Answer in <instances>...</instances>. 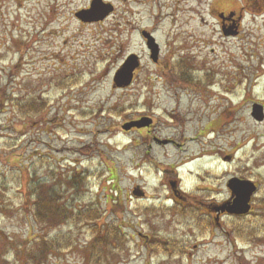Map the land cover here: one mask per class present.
<instances>
[{
	"label": "rangeland",
	"instance_id": "374dc122",
	"mask_svg": "<svg viewBox=\"0 0 264 264\" xmlns=\"http://www.w3.org/2000/svg\"><path fill=\"white\" fill-rule=\"evenodd\" d=\"M136 1L115 0L116 18L84 25L74 15L90 0H0V264H264L261 218H224L225 232L201 234L181 217L171 222L169 214L152 215L165 210L148 207L133 193L141 185L148 196L164 198L167 190L143 164L145 134L123 129L146 112L149 98L161 117L156 132L176 140L181 131L175 122L165 124L160 113L179 109V96L180 110L193 120L189 132L208 122L210 96L228 95L224 88L264 102V30L250 26L261 40L224 39L209 15L212 0H199L197 16H180L175 44L168 23L158 29L165 52L164 64L155 66L136 26L138 20L154 25L159 3L140 0L145 2L139 7ZM131 53L144 56L142 70L132 88L115 89L113 79ZM194 97L196 115L187 112ZM26 102L37 103L40 111L24 112L19 104ZM249 108L232 127L258 137L264 154V122L255 125ZM155 149L154 163L170 165L179 157L174 148ZM77 174L81 184H70ZM53 191L59 199L49 201L60 213L98 210L102 218L93 226H112L114 233L100 235L91 222L64 214L36 219L31 204L38 197L47 201ZM146 213L152 216L143 225ZM243 226L256 229L251 241L242 236ZM137 231H150L152 240L173 238L178 248H146Z\"/></svg>",
	"mask_w": 264,
	"mask_h": 264
},
{
	"label": "flooded vegetation",
	"instance_id": "af4514ba",
	"mask_svg": "<svg viewBox=\"0 0 264 264\" xmlns=\"http://www.w3.org/2000/svg\"><path fill=\"white\" fill-rule=\"evenodd\" d=\"M28 1L31 0H25V2ZM114 1L115 0H90L89 4L80 8L74 16L84 25H102L110 18L117 17L119 8ZM145 1L148 4L150 1V4L155 2V0ZM145 1L140 2V0H137L135 4L139 7H143ZM182 1L176 0L174 4V0H157L159 4L156 11H159L162 17L158 14L154 15V25L146 26L142 24V20H138V25L136 26L139 28L138 34L145 42L147 55L155 66H162L164 64L162 58L165 52L164 45L156 37L158 29L163 24L168 23L171 28L168 35L173 37L171 41L175 44L179 38V34L175 30H178V23L181 25L179 21L184 19V13L194 12L193 14L196 13L195 16H197L199 7L202 5V1L199 0ZM93 3H97V6H99L101 10L99 13L100 19L97 21L85 22L80 19L78 15L83 11L90 10ZM192 3L195 6L193 8ZM173 5H177V8L169 13L168 10L172 8ZM211 6L209 15H215L214 18L217 20V24L220 27L222 38L236 41H247L253 38L262 39V36L257 32L260 33L264 30V0H212ZM61 8L62 7L59 6L51 9V11ZM130 14L134 16V13ZM180 16H182L183 19H181ZM178 17H180V19H178ZM156 19L158 20L156 21ZM140 22L141 25L139 24ZM134 24L136 25V22H134ZM250 26L255 27L257 32H254L253 28H250ZM150 39L153 40V44H155L158 49L157 62L152 59L153 50L149 45ZM176 50L179 51L181 48L177 47ZM132 55L137 56L143 61L144 56L142 54L131 53L130 56ZM176 57L175 53H171V58ZM177 64L181 65L182 62ZM141 68L142 64L134 72L133 82L128 87L123 89L115 87V89L124 90L132 88L136 78L142 70ZM168 86L172 87V84ZM211 86L214 85H209V87ZM171 91H173V89H171ZM222 91L226 92L228 95L216 94L210 96L214 105L209 108L207 107V111L209 112L208 122L193 129L192 132L188 131L187 124L193 122V120L187 119V115L183 113L185 111L180 110L182 104L180 96L176 102V106L179 109L175 107L176 110H162V113H160L162 115V121L165 124L168 123V121L175 122L174 124H176L177 128L181 131L179 140L173 137L161 136L156 132V128L160 127L161 117L157 114L158 110L156 112V108L154 107L153 109V105L151 104L152 100H150V98L146 100L148 106L146 112L130 121V123H134L146 119L151 122L150 125L141 128L133 127L127 132H137L140 133L141 136L145 134L146 151L144 154L145 162H143V164L148 166L146 169L150 171V174L158 178L159 185L167 190L164 198H160V196L156 198V196H148L147 192L140 185L137 187L138 191L136 194L133 193L134 197L140 195L137 197H141L145 205L149 203L150 206L148 207H154L156 210H165L161 212L159 210V212L155 211L152 215L160 213L167 217V214H169L167 219L172 220L171 222H175V219L178 221V217H181L187 226H193V228L197 227L196 229H199L201 234H206L216 228L225 232L226 229H223L224 218L233 217L243 221L255 220L258 218L264 220L263 147L259 146L258 137L255 135L249 138L244 133H240L237 127H232V124H237V121H241L239 114H241L240 116L242 119L245 117L247 105H250V116L254 124H263L264 121L259 122L253 118L252 111L255 104L263 106L264 109V102L262 100H251L245 93H243V95H240L239 92L236 95L232 94L234 92L228 88H224ZM173 95L177 97V94ZM195 99L196 97L192 98V105L187 111L189 113H194V115H196V109L194 108L198 107H195L193 104ZM204 101L206 102V100ZM151 109H153L154 112L151 111ZM199 110L200 109H197V115L200 113ZM190 133H193V135L191 136ZM175 135H177V133ZM232 139L234 140L232 141ZM194 141H198V143L194 144ZM137 145L139 146V144ZM192 145H194V147ZM167 147L174 148L178 152V159L171 162L170 165L160 164L159 160L157 163H154L150 157L152 150L155 148V150H157L158 148ZM217 184H219L218 188H216ZM242 186L247 187L249 192V200L247 201L249 210L244 214H232L230 213V209L236 202L239 188ZM151 200L155 202L153 201V203H150ZM152 215L150 213L145 214L143 225L150 222L147 218ZM255 230L256 229L253 228L247 230L246 227L243 226L240 232L242 236L251 241L253 237L256 236ZM137 232L139 236L144 239L146 248H150L153 245L158 249L160 245H164V249L169 248L170 245L176 247V249L178 248V243L173 238L167 237L166 239H160L156 237L155 239L154 237L152 240L150 231L147 232V235L144 232Z\"/></svg>",
	"mask_w": 264,
	"mask_h": 264
},
{
	"label": "water",
	"instance_id": "95a60500",
	"mask_svg": "<svg viewBox=\"0 0 264 264\" xmlns=\"http://www.w3.org/2000/svg\"><path fill=\"white\" fill-rule=\"evenodd\" d=\"M99 6H97V3H93L92 7L88 11L81 12L78 17L82 19L85 22H92L97 21L100 19L99 13H100ZM153 40H149V45L153 50L152 59L157 62V54L158 49L155 44H153ZM155 45V46H154ZM140 66V61L137 56L130 57L124 64V66L116 73L113 82L115 84L116 88H126L128 87L134 77V72L136 69H138ZM252 116L256 121L262 122L264 121V109L263 106L259 104H255L253 106ZM149 120H141L139 122L129 123L126 126L123 127L125 130H130L133 127L141 128V127H147L150 125ZM248 184V183H247ZM246 190V191H245ZM249 200V192L247 187L242 186L239 188L238 198L234 205L230 209V213L232 214H244L248 212L249 208L247 205V201Z\"/></svg>",
	"mask_w": 264,
	"mask_h": 264
},
{
	"label": "trees",
	"instance_id": "16d2710c",
	"mask_svg": "<svg viewBox=\"0 0 264 264\" xmlns=\"http://www.w3.org/2000/svg\"><path fill=\"white\" fill-rule=\"evenodd\" d=\"M183 64H181V66L179 67L180 71L183 72V76H187V74L185 73V71H183ZM20 108H22L24 110V112L26 113H34L36 114L38 111H40V108L41 106L38 105L37 103L34 102H26L25 104H19ZM77 176L79 177V174H77L75 176L74 179H71V181L69 182L70 184H81V181L83 180V177H79V179L77 178ZM112 177V175H110ZM76 187V185H74ZM78 187V186H77ZM54 192V191H53ZM49 193V197L47 198V201L46 200H43L41 199L40 197L36 198V201L34 200V203L31 204V211L34 210V215L36 216V219H38L39 221L40 220H43L44 217L46 216H59L61 214H64L66 217H68V220H74L79 222V223H82V222H91L92 226H93V222H97L100 218H102L101 213L98 212V210H90V209H84L82 211H77V212H74L72 211L71 213H68L65 212V213H60L58 210H56V207L53 206V204L51 203V200L52 198L54 199L53 201H56V198L55 197V192L53 193ZM53 195V196H52ZM33 213V212H32ZM73 215V217H72ZM74 218V219H73ZM76 221V222H77ZM90 224V225H91ZM95 228V230L99 231L97 229V225L96 226H93ZM101 228V230L99 232L100 235H102L103 232H106L108 235L111 234V233H114V229L112 230V226L108 227V229L105 231V226H99ZM118 228V227H117ZM112 230V231H111ZM120 231V230H119ZM98 233V232H97ZM105 234V235H107ZM103 242V240L101 242H98L99 245H96L94 246V250H98L99 246H101V243Z\"/></svg>",
	"mask_w": 264,
	"mask_h": 264
}]
</instances>
